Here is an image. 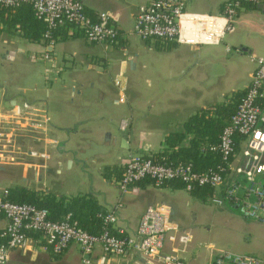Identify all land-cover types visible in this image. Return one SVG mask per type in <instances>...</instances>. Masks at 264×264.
<instances>
[{
	"label": "crops",
	"instance_id": "crops-1",
	"mask_svg": "<svg viewBox=\"0 0 264 264\" xmlns=\"http://www.w3.org/2000/svg\"><path fill=\"white\" fill-rule=\"evenodd\" d=\"M80 1L92 17L100 11L112 14L119 31L114 43H90L74 26L62 28L50 42L34 40L38 23L31 17L26 26L24 7L0 13V131L12 143L5 154L15 158H0V196L17 198L26 192L39 200L88 198L99 211L116 216L112 230L124 235L135 233L148 205H163L174 224L168 234L174 240L165 241L164 251L174 249L187 264H214L225 250L253 255L264 264V223L244 219L227 205L210 203V195L176 182L157 186L144 179L126 192L118 186L130 155L168 150L166 138L176 133L185 135L179 145L187 146L194 132L186 121L194 115L210 119V108L246 89L253 61L264 58V3L243 4L233 30L217 44L140 38L136 48L134 16L150 0ZM184 1L189 12L221 14L228 0ZM244 55L251 65L239 87L237 63ZM219 64L233 71L229 96L218 91ZM132 80L152 92L134 95ZM30 118L45 120L44 127L32 128L26 123ZM123 119L128 120L124 130L119 126ZM81 218L97 230L91 213ZM6 225L0 215V242ZM84 257L76 243L54 254L37 239L12 249L5 264H81ZM89 258L100 264H164L132 251L104 253L99 245Z\"/></svg>",
	"mask_w": 264,
	"mask_h": 264
},
{
	"label": "built area",
	"instance_id": "built-area-1",
	"mask_svg": "<svg viewBox=\"0 0 264 264\" xmlns=\"http://www.w3.org/2000/svg\"><path fill=\"white\" fill-rule=\"evenodd\" d=\"M21 3L29 4L35 16L45 23L46 37L52 30L64 26L77 27L90 43L112 44L119 35L111 13L100 11L92 17L80 0H0V6L5 7ZM244 3L260 4L264 0H228L221 14L189 12L184 0H150L138 7L131 30L144 40L217 44L225 33L233 30L234 18ZM120 96L123 100L122 93ZM18 113L16 110L17 117ZM42 120L30 118L26 123L41 129L45 121ZM127 124L128 120L123 119L119 126L124 130ZM7 138L0 131V139L4 141L0 158L15 161L14 156L5 154V146L12 144L10 136ZM209 150L220 155L225 168L218 165L199 171L192 163L161 164L146 155H130L118 182L119 189L126 192L144 179H151L157 186L178 181L187 190L194 186L209 187L212 190L210 203L220 207L227 205L244 219L264 223V58L255 59L245 94L222 128L218 142L209 145ZM0 215L7 219L1 233L0 264L8 262L12 249L33 245L37 239L43 250L54 254L61 253L70 243L78 244L85 255L81 264H100L89 258L96 245L108 254L123 255L132 251L155 257L164 264H187L174 249L164 251L165 241L174 240L173 235H168L174 224L163 205H148L133 235L112 232L116 222L113 213L100 215L101 231L90 233L71 221L70 214L63 220H52L46 207L14 202L3 195L0 196ZM213 263L261 264V261L250 254L225 250Z\"/></svg>",
	"mask_w": 264,
	"mask_h": 264
},
{
	"label": "trees",
	"instance_id": "trees-1",
	"mask_svg": "<svg viewBox=\"0 0 264 264\" xmlns=\"http://www.w3.org/2000/svg\"><path fill=\"white\" fill-rule=\"evenodd\" d=\"M21 7H24L23 22H26V26L31 24V17H33L34 21H37L38 23L35 25L36 32L31 35L34 40H38L41 37L45 41L50 42L53 40L56 32L65 27H59L52 30L47 37L44 36L47 30L45 23L35 16L32 7L27 3H21L14 7L0 6V13L10 12ZM245 91L246 89L243 91L238 90L229 97V100L225 104H216L210 108L209 111L212 112L210 119L204 120L202 115H194L186 121V127L190 128L189 131L194 132L187 146L181 147V145H179L185 137L184 134H171L166 138V149L168 150L147 156H149L154 162L161 164L192 163L199 171L216 168L218 165L225 168L226 163L221 159L218 153L209 150V145H214L218 142L222 128L227 124L231 114L235 111L240 99L245 94ZM177 145L180 147H177ZM171 182H176L182 185L178 181ZM191 191L194 193L197 192L198 194H204L205 196L212 194V190L209 187L194 186ZM5 198L14 202H25L34 204L38 207H46L49 210V218L52 220H63L67 214H70L71 221H76L81 228L90 233H98L102 229L100 215H103L104 213L99 211V209L95 207V204L88 198L76 197L69 199L67 202H64V199L55 201L53 198L39 200L36 195L26 192H21L17 198ZM87 213H91L93 218L91 221L97 224V230L88 228L83 218H81V216L86 215Z\"/></svg>",
	"mask_w": 264,
	"mask_h": 264
},
{
	"label": "rangeland",
	"instance_id": "rangeland-1",
	"mask_svg": "<svg viewBox=\"0 0 264 264\" xmlns=\"http://www.w3.org/2000/svg\"><path fill=\"white\" fill-rule=\"evenodd\" d=\"M227 34V33H226ZM225 34V35H226ZM225 35L223 36L225 38ZM224 38L222 40V42H224ZM131 39L133 42L134 47L139 48L140 46V37L137 36L135 33L132 32L131 34ZM262 51H264V45L261 48ZM235 50L234 48L232 49V53H234ZM223 53L224 50H223ZM148 57H150V55H147ZM254 63V67H255V62ZM238 66L240 67L237 68V77L240 74L241 75V79L239 82V87H241L244 83V79H246V75H247V68L249 67V65H251L250 62V58L247 57V55H244L242 59L238 60ZM221 64H219L218 67V72L221 73V80L218 82V91L220 92V94H230L231 92V78H233V71L229 68V69H225ZM86 72H91V71H86ZM89 77L91 78L92 76L89 75ZM133 84H131V89L133 91V94L136 96H143L146 93H151L152 91H149L148 87L145 86V83L140 82V80H132ZM229 94L227 96H229ZM65 173V172H64Z\"/></svg>",
	"mask_w": 264,
	"mask_h": 264
},
{
	"label": "water",
	"instance_id": "water-1",
	"mask_svg": "<svg viewBox=\"0 0 264 264\" xmlns=\"http://www.w3.org/2000/svg\"><path fill=\"white\" fill-rule=\"evenodd\" d=\"M258 7H263V4L262 3L258 4Z\"/></svg>",
	"mask_w": 264,
	"mask_h": 264
}]
</instances>
